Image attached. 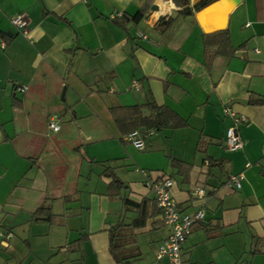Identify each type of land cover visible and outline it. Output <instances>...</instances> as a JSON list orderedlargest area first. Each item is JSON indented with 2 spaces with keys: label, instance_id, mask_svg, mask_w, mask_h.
<instances>
[{
  "label": "crops",
  "instance_id": "obj_1",
  "mask_svg": "<svg viewBox=\"0 0 264 264\" xmlns=\"http://www.w3.org/2000/svg\"><path fill=\"white\" fill-rule=\"evenodd\" d=\"M200 1L0 0V227L12 233L0 264H155L170 228L146 181L165 178L178 209L204 211L182 264H264V0L193 11ZM19 14L26 35L10 23ZM219 30L228 45L218 35L206 47ZM148 102L186 125L153 130L137 150L110 109ZM224 106L244 119L235 151L222 144ZM237 174L234 190L226 182ZM123 197L147 218L116 261L108 230L138 210Z\"/></svg>",
  "mask_w": 264,
  "mask_h": 264
},
{
  "label": "built area",
  "instance_id": "obj_2",
  "mask_svg": "<svg viewBox=\"0 0 264 264\" xmlns=\"http://www.w3.org/2000/svg\"><path fill=\"white\" fill-rule=\"evenodd\" d=\"M10 23L22 35L28 32V22L23 14L16 15L10 19ZM1 48L4 47L0 43ZM136 85V83H133ZM22 87L21 90H24ZM222 113L225 117L232 121V125L225 129L222 144L228 151H235L242 147L241 139L237 133L236 126L244 121L243 118L238 117L229 110L227 106L222 108ZM48 128L56 132L59 129L58 124L53 121L48 122ZM153 134V130H134L129 133L125 139L137 150L144 149V139ZM242 174L230 175L226 185L234 190L241 188ZM174 182L170 178H165L160 181H146V187L149 188L154 195L156 207L160 210V216L164 224L168 225L170 232L168 237L163 240L157 247L155 254V264H182L181 261V247L190 233L191 227L194 223L204 219V211L201 208H196L190 212H183L178 209L175 201L171 195V189ZM206 190L204 187H195L192 190V196L196 200L205 197ZM12 237V233L0 227V239L2 243L6 244L7 240Z\"/></svg>",
  "mask_w": 264,
  "mask_h": 264
},
{
  "label": "trees",
  "instance_id": "obj_3",
  "mask_svg": "<svg viewBox=\"0 0 264 264\" xmlns=\"http://www.w3.org/2000/svg\"><path fill=\"white\" fill-rule=\"evenodd\" d=\"M215 0H201L197 4L193 5L192 10L198 11L205 6L209 5ZM182 13H191V9L182 11ZM141 19V13H136L133 17V21H138ZM221 35L219 44L227 46L228 45V33L227 30H219L210 35H204V44L207 47V37L214 36L217 37ZM207 50V48H206ZM209 50V49H208ZM209 52V51H208ZM142 107H145L147 110V115L144 116L141 112ZM110 112L114 119V122L124 131L132 132L134 130H154L159 131L163 129H175L177 127L185 126L186 124L172 111L164 106H158L153 102H148L143 106H130V107H116L111 108ZM172 166L176 168H181L184 166V169H189L187 164L181 165L179 161L171 160ZM229 178V177H228ZM121 182L112 176L111 182L108 185V195L111 198L119 196L121 189ZM122 201L127 207L135 206L137 210V216L131 220L129 223H124L123 221L110 227L108 230L109 236V250L113 258L116 261H120L122 258H119L121 250L126 249L128 245L132 243L131 236L135 228L142 227L145 224L147 218L146 208L143 205L131 203L127 198L123 197ZM154 207L156 212L160 213V210L156 207L155 200L153 199ZM129 209V208H128ZM201 222V221H199ZM195 224V223H194ZM193 224V225H194ZM122 239H128L127 242H121Z\"/></svg>",
  "mask_w": 264,
  "mask_h": 264
}]
</instances>
